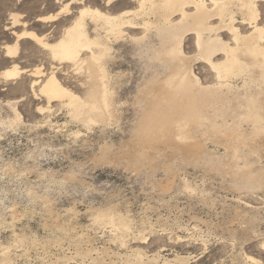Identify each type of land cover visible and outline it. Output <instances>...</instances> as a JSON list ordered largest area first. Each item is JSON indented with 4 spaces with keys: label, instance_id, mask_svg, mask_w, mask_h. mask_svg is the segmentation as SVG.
Instances as JSON below:
<instances>
[{
    "label": "rangeland",
    "instance_id": "obj_1",
    "mask_svg": "<svg viewBox=\"0 0 264 264\" xmlns=\"http://www.w3.org/2000/svg\"><path fill=\"white\" fill-rule=\"evenodd\" d=\"M138 4V0H116L109 6L106 0H0L1 263L7 254L14 264H94L93 257L104 264H129L140 252L146 262L154 259L152 264H264V134L256 136L252 123L236 118L246 109H210L209 114L217 112L218 123L236 139L245 136L239 151L252 156L250 176L234 175L242 162L228 158L226 135L212 128L182 145L167 137L146 142L135 131L141 117L138 96L145 95L153 75L164 77L155 58L157 39L143 52L131 41L115 44L109 69L116 80V118L84 124L71 116L65 102L49 100L41 91L55 73L65 88L84 97L86 76L60 65L36 42L22 39L23 30L52 44L85 7L116 15L135 10ZM13 16L20 17L19 24L14 25ZM43 17L51 19L39 22ZM141 24L129 34L142 33ZM88 25L95 35V25L91 21ZM222 38L229 41L230 35ZM194 42L195 35L186 36L185 55L194 60L192 69L200 82L214 85L215 73L196 59ZM15 44L18 53L9 56L8 48ZM15 68L18 77L5 75ZM231 82L242 89L241 79ZM254 178L262 187L253 184ZM243 180L253 192L233 187ZM101 213L106 216L98 220ZM119 216L129 226L123 243L109 224Z\"/></svg>",
    "mask_w": 264,
    "mask_h": 264
},
{
    "label": "bare ground",
    "instance_id": "obj_2",
    "mask_svg": "<svg viewBox=\"0 0 264 264\" xmlns=\"http://www.w3.org/2000/svg\"><path fill=\"white\" fill-rule=\"evenodd\" d=\"M114 1L116 0H106V6ZM138 2L135 10L123 11L116 15L105 13L98 8L85 7L65 29L62 37L52 44L45 42L34 32L23 30L22 39L36 42L60 65L67 64L75 72L86 76L87 89L84 97L65 88L55 73L43 83L42 93L49 100L65 102L66 104H63L68 108L71 116L84 124H100L115 114L116 80L109 69V63L113 61L115 54V44L131 41L140 52H143L152 45L155 38L160 43L155 58L157 65L163 68L164 77L161 79L159 73L153 75L151 81H147V84L149 83L147 88L144 87L145 95L143 93L144 96L141 94V98L139 99V96L137 98L138 104L137 102L136 104L141 108V117L135 129L138 131L137 135L142 138L145 136L146 142L148 139L167 137L168 141L170 138L176 144L182 145L196 141L198 133H202V130L204 132L205 128H212V132L226 135V148L231 149L228 158L243 163L239 166L236 164L237 168L232 165V169L236 168L231 170L234 175L250 176L252 156L239 151L245 136L236 139L230 130L224 129L218 123L215 117L217 112L213 113L215 116L210 115L209 112L226 108L231 110L234 106L236 109L245 108L246 112H239L236 118L239 122L245 120L252 123L256 136L264 134V0H138ZM189 7H193V10H188ZM50 19L43 17L38 21L49 22ZM13 21L14 25L19 24L20 17L13 16ZM89 21L95 25V35L89 31ZM139 21H142V24ZM140 24L143 25L142 33L129 34V29H140ZM242 27H249V30L243 32ZM226 33L230 35L229 41L222 38ZM187 35H195L194 43L198 50L196 59L204 61L215 73L214 85L204 86L193 72L194 60L188 58L184 51ZM17 53L18 44L8 48L9 56ZM219 56L223 57L221 61L216 60ZM40 73L37 71V74ZM5 75L18 77L20 71L16 68L7 70ZM234 79L242 80L241 90L231 82ZM142 143L139 141L138 146ZM140 152L139 154H142L144 151ZM215 169H219L218 166H215ZM262 174L263 172L259 175ZM259 180L254 178L253 184H259ZM262 185L260 183L258 187ZM233 187L237 191L242 188H246L248 192L254 191L246 180L241 183L234 182ZM105 216L101 213L97 219L102 220ZM109 224L119 232L117 239L123 243L124 237L129 232L126 220L121 216L112 217ZM90 252L93 253L92 250ZM84 253L87 255L89 250L82 252V255ZM3 257L0 264H14L12 257L9 258L7 254ZM66 258L68 259L67 256ZM135 258L129 259V264H152L154 261V259L144 261L140 252ZM91 259L96 262L94 264H104L103 260L102 262L94 257ZM165 264L171 263L165 262Z\"/></svg>",
    "mask_w": 264,
    "mask_h": 264
}]
</instances>
